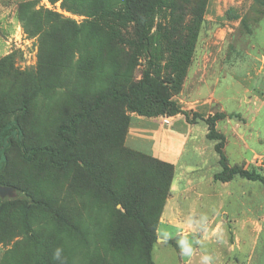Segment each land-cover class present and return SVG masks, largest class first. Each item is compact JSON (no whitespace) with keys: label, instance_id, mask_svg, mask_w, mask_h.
<instances>
[{"label":"rangeland","instance_id":"374dc122","mask_svg":"<svg viewBox=\"0 0 264 264\" xmlns=\"http://www.w3.org/2000/svg\"><path fill=\"white\" fill-rule=\"evenodd\" d=\"M102 1L0 0V5L10 11V16L12 12L18 11L20 4L25 2L32 5L26 10L29 21L28 30L33 33L37 28L40 30V33L32 36L26 34L21 26L17 45L13 46L12 58L5 62L6 72L12 73V76L8 77L6 72L0 76V90L7 88L10 89V93H20L24 89L20 87L24 85L23 81L28 74L33 73L35 76L41 74L42 80L40 85L38 84L39 87L35 83L27 87V95L32 104L25 122L26 146H59L56 127L66 124L77 114L83 113L84 108L87 109L91 105L88 100V89L83 91L84 97L82 98H76L72 90L76 82L78 83L76 88L80 89L82 87L81 78L85 75L92 77L96 67L102 66L103 56H107L103 52V48L108 49L107 42L103 36L99 40L95 31L96 18L94 15L102 10L103 6H100ZM105 1L106 10L107 0ZM193 1L195 0L191 2L190 0H179L177 9L170 5L157 11L148 33L150 41H147L152 56H147L146 49L134 50L135 66L131 74L132 83L141 82L146 75L150 79L164 82L173 78L169 68L171 42L178 40L188 28L191 18L189 7ZM46 10L58 14L59 21L50 22L44 13ZM107 11H113L121 16L117 24L125 23L126 38L134 41L137 38L134 35L135 23H126L127 21L122 19V16H126V0H114L113 5L109 4ZM52 26L59 31L54 33V30L50 29ZM52 39L57 44L55 49L50 50ZM118 55L129 56L130 52ZM191 56L193 58L234 56V60H228L225 63L227 76L224 73L225 77L221 78V83L215 89L217 96L223 99L229 111L241 113L238 114L239 116L236 114H227V116L232 117V122H239L241 131L244 129L242 132L245 134V141L251 149L255 150V155L252 158H241L236 148L229 147L226 149L225 156L229 167H241L264 176L262 115L257 118L255 124L247 126L250 118L248 114H245L248 110L252 112L248 106H255L254 108L257 109L262 103L264 104V60L260 59L264 56V0H207L204 20L198 31ZM228 64L233 65V69L228 67ZM92 80L89 79V81ZM167 86L170 89L173 85L167 83ZM208 86L210 90L206 86L200 87L202 97L211 91L214 86L213 82L209 81ZM183 87L184 84L182 90ZM246 88L250 90L248 93L244 92ZM173 94L175 95V92ZM177 96H173V99ZM122 108L125 114L129 116L133 114L128 112L124 105ZM122 108H120L121 112H123ZM213 111L216 113L218 109L213 108ZM95 118L97 119V114ZM78 128L79 138L94 129L89 124V120L80 122ZM204 130L206 131V125L199 123L194 129L193 137V147H196V143L202 146L200 160L203 164L199 167V172L192 174L198 180L207 179L215 169H218L215 163L218 155L214 148L212 151L203 148V144L207 143ZM173 132L179 137L188 134L182 128ZM163 141L165 143V139ZM98 145L99 141L96 140L85 155L83 148L77 147L72 152L70 151L76 159L67 168L75 173V177H78L79 168L82 171L93 167L90 162L101 163L97 151ZM141 153L150 155L145 152ZM164 155L166 160L159 158L160 155L150 156L175 166L170 195L171 197L173 193L175 198L168 201L169 205L174 201L176 206L184 210L183 212H187L190 207L193 216H196L194 220L210 217L222 205H224L225 215L232 216L240 212L242 205L238 199L241 195L239 182L243 180L240 177H236L229 187H219L215 190L212 199L208 196L212 194L208 190L204 191L203 198L200 200L193 197L187 208L182 193L186 191L183 187L187 184L189 168L194 160L189 150L187 154L184 150L181 152L173 150L171 155L167 152ZM247 160L250 161L249 165ZM65 176L66 174L59 168L51 167L44 155H39L34 161L27 162L15 147L6 152L5 170L0 173V177L10 179L24 192L17 193L10 187L0 185L11 190V194L0 196V206H4L7 211L5 227L0 228V264H34L35 254L32 251L36 248L40 250L47 244L56 248L58 260L59 253L62 256L66 255L69 258V264H115V260H112V252L110 253L108 246L106 249L104 247L103 242L106 238L103 235V229L97 231L101 238L96 241L95 249L93 246H87L86 244L89 243L76 235V232L70 234L74 229H71L72 231L66 229L65 220L71 218V223L76 224L78 219L76 212L85 200H83V195L78 193H71L67 196L69 179ZM250 184L252 192H250L249 200L255 205L256 213L264 215V184L259 182H250ZM243 190L247 191L246 188ZM228 193H233V196H227ZM116 208L122 210L120 204ZM218 220L221 221L222 218L219 216ZM158 228L162 234L170 232L165 223ZM263 239L264 237L262 241ZM160 242L162 241H159L157 233V242L154 247L156 264H179L183 257L179 252L183 250L182 240L177 241V245H161ZM194 243V240H189L187 248L195 247Z\"/></svg>","mask_w":264,"mask_h":264},{"label":"trees","instance_id":"16d2710c","mask_svg":"<svg viewBox=\"0 0 264 264\" xmlns=\"http://www.w3.org/2000/svg\"><path fill=\"white\" fill-rule=\"evenodd\" d=\"M178 1L126 0V16H122V19L126 20V23H135L134 35L137 38L134 41L126 38V24H117L121 16L113 11H107L109 4L113 5L114 0H107L106 10L104 8L106 1H102L100 4L103 6L102 10L94 15L95 31L99 40L103 36L107 42L108 49L103 48L107 56H103L102 66L96 67L92 77L85 75L81 78L80 89L76 88L77 82L74 84L72 91L76 98L84 97L83 91L89 90L88 100L91 105L87 107L88 110L84 108L83 113L77 114L66 124L56 127L59 146H26L25 122L32 104L27 95V87L34 83L39 87L41 74L38 76L28 74L23 81L24 85L20 87L24 88L20 93H10V89L7 88L0 90V173L5 170L6 152L12 147H15L27 162L34 161L39 155L46 156L50 166L59 168L69 179L67 196L78 193L83 195L85 200L76 212L78 214L76 224L71 223V218L65 220L66 229L69 231L74 229L70 234L76 232V235L89 243L87 246H93L94 249L96 241L101 238L97 231L103 229L106 238L103 242L104 247L106 249L108 246L110 253L112 252L115 264H156L154 247L157 242V230L166 202L171 195L175 176L173 164L135 151L126 145L131 118L125 114L122 105L128 112L143 117H173L181 114L190 123H204L207 128L206 138L215 142V152L219 156L218 163L221 169L214 175V181L227 183L240 177L264 184V176L260 173L237 166L229 167L223 153L225 136L216 129V122L226 118V114L216 113L214 116L204 118L197 113L191 114L183 110L180 103L173 99V96L181 93L193 62L191 55L204 20L207 0H195L190 4L191 18L188 28L178 40L171 42L169 68L173 78L164 82L150 79L146 75L141 82L131 81L135 66L134 50L146 49L147 56H152L147 45V41H150L148 33L152 27V19L157 11L170 5L177 9ZM31 6L25 2L20 4L17 16L25 33L35 36L40 33L38 28L34 33L28 30L26 10ZM44 13L50 22L59 21L58 14L49 10ZM50 29L54 30V33L59 31L53 26ZM53 39L56 40L55 37ZM53 39L52 45L49 46L50 50L55 49L57 44ZM129 52V56L118 55ZM11 54L0 59V76L6 72L5 62L11 60ZM6 74L8 77L12 76L10 72ZM167 83L173 85L172 88L169 89ZM88 120L94 129L79 138L78 125ZM96 140L99 141L97 151L101 163L90 162L93 167L82 171L79 168L78 177H75V173L67 168L76 159L71 152L79 147L83 148L85 155ZM0 185L10 187L17 193L24 192L20 186L6 177H0ZM119 204L122 210L116 208ZM6 217V208L0 206V228L5 227ZM3 239L5 240V237ZM32 252L35 254L34 264H69L66 255L62 256L59 253L58 260L56 248L49 244Z\"/></svg>","mask_w":264,"mask_h":264},{"label":"crops","instance_id":"0c3cea01","mask_svg":"<svg viewBox=\"0 0 264 264\" xmlns=\"http://www.w3.org/2000/svg\"><path fill=\"white\" fill-rule=\"evenodd\" d=\"M20 31L21 25L17 11L12 12L10 16V11L0 5V59L13 52V46L17 45ZM260 59L264 60V56H261ZM228 60H234V56H197L193 58L183 90L181 94L175 97L183 110L191 114L197 113L204 118L214 116L216 113L236 114L237 116L241 114L229 111L224 105L223 99L217 96L215 89L221 83V78H224L228 73L225 69L227 67L225 63ZM228 67L233 69L231 64H228ZM199 76L200 78H198ZM209 81L213 82L214 86L205 97H202L200 87L206 86L210 90ZM249 91L248 88L244 89L246 93ZM242 102L240 103L242 104ZM247 104L250 105V103ZM248 107V109H252V112L248 110L245 113L250 118L247 126L255 124L261 115L264 124V104L262 103L257 109L254 108L255 106ZM213 108L218 109V112L214 113ZM130 118L126 137V145L129 148L153 156L160 155L159 158L164 160H166L164 155L166 152L171 155L173 150L176 152L184 150L185 154H187V150L190 151L191 158L194 160L191 163H194L189 168L187 184L183 187L186 191L182 193L187 208L193 197L198 200L202 199L204 191L208 190L209 193H212L208 195L212 199L215 190L219 187L227 188L233 183L234 179L227 183L214 181V175L221 169L218 163L219 156L215 161L218 169H215L214 173L211 172L212 174L207 179L198 180L197 177L192 176V174L199 172V167L203 164L200 160L202 155L201 144L196 143V147H193L194 129L202 122L190 123L181 114L173 117H143L133 113ZM190 118L192 119V115ZM231 119L232 117L227 116L216 122L217 131L226 139L223 147L224 155H226V149L232 147L239 151L241 158H252L255 155V150L246 143L244 129L242 132L239 122H232ZM181 128L188 134L179 137L173 132L181 130ZM206 135L207 128L206 131L204 130V137L207 141L203 144L204 150L206 148L211 151L213 148L215 150V142L209 141ZM163 139H165V143ZM247 162L249 165L250 161L247 160ZM250 182L252 181L246 179L239 182L241 195L238 199L242 206L239 209L240 212L232 216L230 214L225 215L224 205H222L210 217L194 220L196 216H193L190 207L187 212H183L184 210L176 206L174 201L173 204L169 205L168 201L175 198L172 193V196L167 200L159 223V226L165 223L170 232L162 234L159 232V228L157 230L159 241H162L160 242L161 245H177V241L182 240L183 250L179 252L183 257L179 264H264V239L262 241V237H264V215L256 213L255 205L249 200L250 192H252ZM243 188H246L247 191L245 192ZM227 196H233V193H228ZM219 216L222 218L221 221L218 220ZM189 240H194L195 247L187 248Z\"/></svg>","mask_w":264,"mask_h":264},{"label":"water","instance_id":"95a60500","mask_svg":"<svg viewBox=\"0 0 264 264\" xmlns=\"http://www.w3.org/2000/svg\"><path fill=\"white\" fill-rule=\"evenodd\" d=\"M6 194H11V190L0 186V196L4 197Z\"/></svg>","mask_w":264,"mask_h":264}]
</instances>
